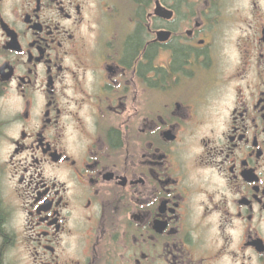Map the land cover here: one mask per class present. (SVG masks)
<instances>
[{
  "label": "flooded vegetation",
  "instance_id": "flooded-vegetation-1",
  "mask_svg": "<svg viewBox=\"0 0 264 264\" xmlns=\"http://www.w3.org/2000/svg\"><path fill=\"white\" fill-rule=\"evenodd\" d=\"M0 213L2 264H264V0H0Z\"/></svg>",
  "mask_w": 264,
  "mask_h": 264
},
{
  "label": "trees",
  "instance_id": "trees-1",
  "mask_svg": "<svg viewBox=\"0 0 264 264\" xmlns=\"http://www.w3.org/2000/svg\"><path fill=\"white\" fill-rule=\"evenodd\" d=\"M136 46H137V43L134 42V43L132 44V48L135 49ZM3 219H4V218H3V215L0 213V227H1L2 223H3ZM0 264H2V263H1V258H0Z\"/></svg>",
  "mask_w": 264,
  "mask_h": 264
}]
</instances>
